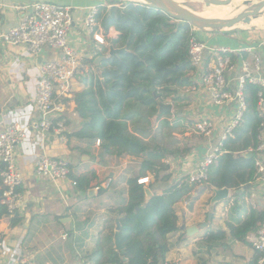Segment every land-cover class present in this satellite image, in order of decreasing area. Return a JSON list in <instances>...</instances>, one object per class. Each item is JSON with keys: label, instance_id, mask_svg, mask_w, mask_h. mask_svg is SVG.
<instances>
[{"label": "crops", "instance_id": "1", "mask_svg": "<svg viewBox=\"0 0 264 264\" xmlns=\"http://www.w3.org/2000/svg\"><path fill=\"white\" fill-rule=\"evenodd\" d=\"M36 1H51L72 7L73 25L68 42L80 53L78 76L83 80L93 70H90L91 64H97V57L108 55L111 45L109 39L116 38L119 34L114 27L104 30L96 19V33L104 39V43H99L84 24L92 7H111L110 0H0V34L18 23L24 12L23 6ZM246 24L240 22L232 28L218 31H197L199 38L210 47L237 50L255 47L252 52L236 53L233 56L237 68L228 73V89L231 92H235L238 86L242 56L248 59H252L254 55L261 57L260 76L264 79V25ZM31 54L23 44L10 45L0 40V132L13 121L29 124L39 118L34 100L40 78V65L43 61L60 58L61 51L45 48L39 56ZM211 64L212 57L205 54L202 66H193L187 72V79H200V75ZM81 82L76 91L82 89ZM187 86L173 87L171 95L176 98L177 104L175 109L176 104L170 102L173 110L194 123L204 118L211 120L215 135L207 138L195 133L189 140L193 144L191 152L182 157H171L169 182H154L151 189L153 193H161L170 183L180 180L197 167L204 158L209 143L218 141L223 128L236 112V101L218 105L207 90L189 92L186 90ZM73 97L64 113L68 137L66 142L53 136L43 142L31 130L26 141L17 148L18 167L25 179L22 188L24 201L17 214L19 221L16 226H11L12 218L6 213L0 218V232L5 233L0 264H19L24 258L32 264H113L106 262L109 247L106 239L112 228L111 219L117 218L118 207L127 202V179L139 172L141 158L127 154L109 155L102 151L95 138L81 139L74 136L73 133L80 129L82 120L75 113ZM259 111L264 114V110ZM262 127L264 128V124ZM42 153L68 158L72 165L70 177L53 181L37 175L34 165ZM130 158L136 160L135 168L127 167L128 170L126 168L124 171L125 166L131 162ZM261 158L264 161V151ZM148 175L150 179L153 178L150 173ZM80 177L82 187L74 186L72 181ZM92 188H100L101 191L88 196L87 192ZM235 190L237 189L232 188L231 193ZM243 192L245 194L238 196V199L242 204L241 218L245 219L252 209L264 208V181L256 178ZM213 193L210 187H195L189 196L176 204L180 229L167 236L170 249L162 263L251 264L257 250L253 245L235 239L229 228L230 223L235 224L232 215H236L233 212L236 194L213 205ZM210 212L213 213L211 219L208 217ZM205 222L207 225L200 228L194 236H187L183 225L199 226ZM219 228L226 231V236L207 240V233ZM115 231L116 228L114 235Z\"/></svg>", "mask_w": 264, "mask_h": 264}, {"label": "trees", "instance_id": "2", "mask_svg": "<svg viewBox=\"0 0 264 264\" xmlns=\"http://www.w3.org/2000/svg\"><path fill=\"white\" fill-rule=\"evenodd\" d=\"M108 6H99L96 19L104 30L114 27L116 38L109 41L114 47H125L127 51L101 60L97 70H92L83 79L84 88L73 97L75 113L82 125L74 136L101 140V149L109 155L124 154L141 158L139 172L127 179V202L118 207L117 218L121 222L120 236L125 246L127 261L122 260L114 243L116 219L107 237L108 260L113 264H157L165 261L170 249L168 235L178 231L179 217L176 204L195 190L186 176L170 183L161 193L154 191L147 199L145 187L152 189L154 182H169L170 165L167 157H182L193 149L190 142L184 147H169L158 142L149 143L146 138L153 132V120L169 113H159L158 99L151 89L155 88L161 99L173 93L174 86L189 85L187 70L193 66L188 55L191 25L179 22L158 8L130 0H110ZM99 67V70H98ZM261 86L247 82L245 94L248 109L245 121L235 129V136L224 141L217 161L209 170L207 182L202 187H230L239 189L251 186L256 180L257 169L254 156L247 158L244 152L258 144V135L263 129L264 114L258 110V91ZM173 99H176L173 97ZM156 116V117H155ZM162 124H169L167 119ZM161 172L164 174L160 175ZM152 175L148 185L138 180ZM82 187V177L77 178ZM2 190H0L1 193ZM232 215L234 223L229 224L232 236L249 243L246 236L256 231L264 222V208L252 209L245 219L241 218L239 197ZM212 198V197H211ZM6 212L0 205V218ZM17 216L11 219V226L18 223ZM207 240L222 239L226 231L222 228L210 230ZM251 264H258L262 252Z\"/></svg>", "mask_w": 264, "mask_h": 264}, {"label": "built area", "instance_id": "3", "mask_svg": "<svg viewBox=\"0 0 264 264\" xmlns=\"http://www.w3.org/2000/svg\"><path fill=\"white\" fill-rule=\"evenodd\" d=\"M24 10L18 23L0 34V40L10 45H25L30 53L39 56L45 48H53L61 51L58 59L43 61L40 65V78L37 85L34 107L39 118L26 124L21 121H13L0 132V182L2 191L0 203L6 208V215L11 218L17 216L24 201L22 191L25 183L24 176L17 163V148L28 138L29 131L45 142L51 136L60 141H67L66 119L64 113L67 104L73 97L76 83H80L78 76L80 65V53L69 45V33L73 25L72 7L51 1H36ZM97 7H92L86 15L84 24L93 32L94 39L104 43L96 33ZM199 29L191 26L189 32L188 55L192 66L201 67L205 60V54L212 57V66L200 75V79L192 80L186 87L187 91L205 89L213 101L218 105L236 101V112L231 121L223 128L218 141L210 142L209 148L197 167L186 175L189 183L195 184L196 188L204 185L209 177L211 166L223 153V143L228 138L235 136V129L245 121V112L248 109L245 84L247 82L258 84V110H264V79L260 76L261 57L254 55L252 59L242 56L238 78V86L235 92L229 87L228 73L237 68L233 56L236 53L252 52L255 47L248 46L242 49L229 47L214 48L208 46L197 35ZM195 133L212 138L215 134L214 124L204 118L193 122ZM101 144V140H96ZM254 153L257 177L264 181V161L261 153L264 151V128L258 135V144L250 149ZM172 158L167 157L164 162L171 165ZM35 173L47 177L53 181L67 179L72 173V165L64 156H51L46 153L40 154L35 161ZM141 184H149L150 177H142L138 180ZM77 185V181H72ZM253 247L262 252L258 264H264V222L261 226L246 236ZM5 244V233L0 232V256ZM19 264H32L28 259H21ZM169 264V263H157Z\"/></svg>", "mask_w": 264, "mask_h": 264}, {"label": "water", "instance_id": "4", "mask_svg": "<svg viewBox=\"0 0 264 264\" xmlns=\"http://www.w3.org/2000/svg\"><path fill=\"white\" fill-rule=\"evenodd\" d=\"M148 5H152L159 10H162L164 13L168 14L170 17L174 18L176 21L179 22H187L191 26L199 30H223L225 28H232L236 24L240 22H244L250 25L260 24L264 25V0L257 1L253 3L252 0H243L242 3H232L233 0H203L206 6H217L220 8H225V6H231L232 10L225 13L224 16L218 18H210L201 15V13L195 12L186 8L184 5L179 3L177 0H147ZM140 2V1H137ZM239 9V11H235ZM223 12V11H222ZM127 49L125 47H114L112 44L109 47L108 55H101L97 57L96 63H100L106 57L116 56L119 52H125ZM187 79V77H185ZM154 92V97L158 99L159 103V113H170L173 110V104L170 102L161 99L158 93L155 92V88H151ZM244 156L247 158H252L254 153L252 150L245 151ZM213 189V196L211 198V203L213 205L228 200L234 196V194L242 193L245 190V187L239 188L235 190L232 194L230 187H212ZM101 191L100 188H92L90 189L87 194L88 196H93L96 192ZM146 197L147 199L153 195L152 190L149 187H145ZM85 194V193H84ZM213 213H209V219L212 218ZM207 223H202L201 225H191L186 226L183 225V228L187 232L188 237L194 236L200 228H204ZM121 222L119 218L116 219V231L114 235V243L116 250L120 251L122 255V260L127 261L125 246L122 243V239L120 236L121 230Z\"/></svg>", "mask_w": 264, "mask_h": 264}, {"label": "rangeland", "instance_id": "5", "mask_svg": "<svg viewBox=\"0 0 264 264\" xmlns=\"http://www.w3.org/2000/svg\"><path fill=\"white\" fill-rule=\"evenodd\" d=\"M177 1L179 3H181L182 5H184L186 8L193 10L195 12H198V13L203 12L207 8L212 6V5L206 6L203 0H177ZM234 1H237V0H234ZM242 2L243 1H239L237 3H242ZM232 3L235 4L236 2H232ZM225 10H227L226 7H225ZM229 11H231V10H229ZM229 11H227V12H229ZM227 12H224L222 15H224ZM99 64L92 63L91 64L92 68H90V70L91 69L97 70V66ZM187 71H189V70H187ZM81 81H82L81 87L84 88L83 80L81 79ZM78 86H80L79 83H76L75 91L77 90ZM164 100L167 102H174V104H176V102H175L176 100L173 99L172 95L165 96ZM176 108H177V104H176L175 109ZM180 109H182V107ZM164 119H167L169 121V124H162V121ZM191 121L192 120H189L188 117L181 115L180 112H176L175 110H172L169 114L160 117L159 120H157L156 118L153 120V126H154L153 132L154 133H152L150 136H148V138H146V140L151 144L158 142L162 145L169 146L172 148L184 147V146L188 145L189 140L192 139L193 135H195L193 128L189 127V126H193V122H191ZM198 141H200V140H198ZM130 159H131V162H129L125 166L124 171H126L127 167L135 168V164H136L135 161L136 160L134 158H130ZM127 170H128V168H127ZM162 174H164V172L160 173V175H162ZM146 185H148V184H146ZM146 187H148V186H146ZM4 246H5V244H4Z\"/></svg>", "mask_w": 264, "mask_h": 264}, {"label": "bare ground", "instance_id": "6", "mask_svg": "<svg viewBox=\"0 0 264 264\" xmlns=\"http://www.w3.org/2000/svg\"><path fill=\"white\" fill-rule=\"evenodd\" d=\"M130 1H140V2L148 3L147 0H130ZM239 1H243V0H237V1L233 0V2H236V3L239 2ZM252 1H253V3H256L257 1H260V0H252ZM225 7L227 8V10H225V8H220L219 9L217 6L212 5L211 7L207 8L205 11L199 12V13H201V15L206 16V17L218 18V17L224 16V15H222L224 12L232 10L231 6H225ZM235 11H239V9H236Z\"/></svg>", "mask_w": 264, "mask_h": 264}]
</instances>
